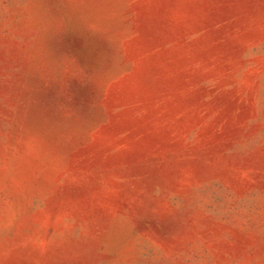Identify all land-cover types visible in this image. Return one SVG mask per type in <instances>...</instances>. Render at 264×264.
<instances>
[{"label": "rangeland", "instance_id": "1", "mask_svg": "<svg viewBox=\"0 0 264 264\" xmlns=\"http://www.w3.org/2000/svg\"><path fill=\"white\" fill-rule=\"evenodd\" d=\"M0 264H264V0H0Z\"/></svg>", "mask_w": 264, "mask_h": 264}]
</instances>
